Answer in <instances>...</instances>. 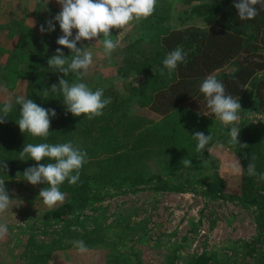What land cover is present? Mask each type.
<instances>
[{
  "label": "trees",
  "instance_id": "obj_1",
  "mask_svg": "<svg viewBox=\"0 0 264 264\" xmlns=\"http://www.w3.org/2000/svg\"><path fill=\"white\" fill-rule=\"evenodd\" d=\"M235 2L238 0H158L155 13L138 22L148 35L119 46L111 58L115 70L87 84L93 90L104 89L105 98L111 97L104 114L92 120L66 114L62 93L50 91L60 78L76 82L74 73L64 77L47 63L57 48L65 56L72 54L56 43L63 33L54 17L62 8L38 0L30 15L5 25L15 38L8 50V60L15 64L7 66L20 65L17 73L27 81L24 98L57 113L50 116L47 139L33 137L22 133L16 122L21 107L16 97L0 101V109L7 101L13 105L5 123L0 124V161L7 164L6 169L0 165V178L5 180L6 190L28 182L24 171L38 166L27 156L26 161L19 160V152L28 143L72 142L88 154L77 184L65 181L60 186L66 200L36 219L43 238L32 229L22 248L25 264H52L57 253L81 254L69 242L72 240H83L88 249L101 250L105 264H144L142 249L137 247L150 239L149 219L132 221L133 215L122 210L107 216L108 209L100 203L114 195L146 189L238 201L252 212L256 224L251 239L205 247L201 253H183V241L166 242L162 264H264V179L260 178L264 175V122L253 123L249 118L251 112L264 115V8L257 5L255 19L241 21ZM176 3L184 4L185 9L176 11ZM48 20L53 21L55 31L38 33L41 25L47 29ZM112 35L114 40L118 38L117 29ZM100 39L102 42V34ZM177 47L187 53L185 62L171 75L166 69L160 75L164 58ZM228 67L233 70L227 71ZM208 75H215L226 94L240 101L239 126L249 129L244 164L246 168L250 162L256 165L258 175L253 177L257 186H245L241 197L225 193L224 179L209 153L211 144L224 136V127L200 92ZM138 76L142 79L136 83ZM137 106L149 108L158 117L137 113ZM197 131L212 137L200 153L191 136ZM184 158L192 162L190 166H183ZM50 162L54 161L45 158L40 163ZM37 186L40 190L48 187L46 183ZM130 241L135 245L129 247Z\"/></svg>",
  "mask_w": 264,
  "mask_h": 264
},
{
  "label": "rangeland",
  "instance_id": "obj_2",
  "mask_svg": "<svg viewBox=\"0 0 264 264\" xmlns=\"http://www.w3.org/2000/svg\"><path fill=\"white\" fill-rule=\"evenodd\" d=\"M37 1L0 0L1 102L17 96H24L27 86L26 79L17 73L20 65L7 66L9 63L15 64L14 60H8V50L11 49L15 38L11 36L5 25L12 19H22L30 15L32 8L36 7ZM46 1L62 7L57 3V0ZM185 7L181 3L175 5L176 11H182ZM38 31L40 33V30ZM117 32L120 40L119 46H123L140 36L148 35V32L143 30L138 22H133L125 30L117 29ZM75 34L76 31L73 30V35L75 36ZM96 42L95 40L78 42L79 48H85L93 53V64L82 79V82L91 85L97 82L100 75L109 74L115 70L112 56L111 58L106 56L102 42ZM231 70L233 67H228L227 71ZM141 79L142 77L138 76L135 82L137 83ZM136 112L154 118L158 117L147 107L137 106ZM205 115L209 117L207 113ZM249 118L253 123L264 122V115L260 113L251 112ZM220 124L224 127L223 130L220 129L224 136L211 144L209 153L224 179L225 193L241 197L245 186L251 185L255 189L257 181L253 176L248 175L244 164L247 148L230 144L228 133L231 125L226 126L221 121ZM239 124L240 120L237 124L241 129L239 141L241 144L248 145L249 129L247 127L242 128ZM237 163L241 166L238 173L232 168V165ZM7 192L12 204L6 212L0 214V224H6L8 227L7 235L0 239V264H25L27 260L22 255V248L32 229L37 233L39 239L43 238V232L39 230L41 223L36 219L51 208L46 206L42 198L39 197V186L29 182L14 184L11 189H7ZM100 204L108 209L107 216L115 210H122L124 213L133 215L132 221H139L143 218L149 219L150 239L137 247L142 249L144 264H162V252L166 242L173 244L183 241V253L186 251L201 253L205 247L211 249L213 246H225L228 245L229 241L240 238L251 239L256 234V224L252 212L242 207L238 201L230 199L206 198L202 194L193 192L151 191L146 189L114 195ZM100 212L101 210L97 213ZM46 238H49V235H46ZM158 239L160 242L159 246L156 247ZM129 245L132 247L135 242L130 241ZM76 253L78 255L72 256V254L71 257L66 253H57L51 263L105 264L104 256L99 249H88L85 254H79L77 251Z\"/></svg>",
  "mask_w": 264,
  "mask_h": 264
},
{
  "label": "clouds",
  "instance_id": "obj_3",
  "mask_svg": "<svg viewBox=\"0 0 264 264\" xmlns=\"http://www.w3.org/2000/svg\"><path fill=\"white\" fill-rule=\"evenodd\" d=\"M62 6V10L54 17L59 22V27L63 33L56 43L66 47L71 51V56H65L61 48L56 49V54L48 59L47 63L53 72L63 73L64 77L69 73H74L76 82L69 83L65 78L59 79V85L53 84L50 91L53 93H62L66 114L70 112L76 117L85 116L92 120L104 114V109L111 103V97H104V89L97 88L93 90L86 83L81 82L87 74L88 69L93 64V53L85 48L77 47V43L82 40L91 41L96 39L100 42V36L103 35L102 44L104 54L111 58L119 45V38L113 39L112 30H125L133 22H139L151 17L157 7L158 0H57ZM257 5L264 8V0H238L234 7L238 10V17L241 21L252 20L259 14ZM47 29L44 25L40 26V31H55V25L52 20H48ZM73 29L77 32L73 37ZM96 42V43H97ZM187 53L177 47L168 53L163 60V68L160 75H164V70L171 75L180 63H184ZM155 73V69H152ZM200 92L204 94L207 100V107L224 124L231 125L230 140L232 145H239L241 148H247L248 145L241 144L239 141L240 128L237 126L240 120L241 103L226 94L225 86L215 75H208L200 85ZM48 95V90L44 91ZM16 104L20 105V118L16 121L22 133H29L33 137L47 139L50 133L51 117L57 115L55 109H46L38 105L32 99H25L24 96L16 97ZM13 105L10 101L4 103L0 109V124L5 123V118L12 111ZM192 139L197 141L196 151H204L211 141V135H205L197 131L191 135ZM37 162L38 166L27 168L23 175L32 185L46 183L48 187L42 188L39 197L49 208L55 207L65 201L66 194L60 190V186L65 181L70 185H75L80 179L81 169L88 162V154L80 146L72 142L50 144H26L19 152V160L26 161L25 157ZM47 158L46 165L40 163ZM181 163L188 167L191 161L184 158ZM4 169L7 164L0 161ZM232 168L237 173L240 172L239 163L233 164ZM249 176H257L256 165L249 163L247 165ZM264 179V175L260 176ZM12 200L9 198L5 188V180L0 178V214L6 212ZM8 233L6 224H0V239ZM81 253L88 252V247L83 240L69 241Z\"/></svg>",
  "mask_w": 264,
  "mask_h": 264
},
{
  "label": "crops",
  "instance_id": "obj_4",
  "mask_svg": "<svg viewBox=\"0 0 264 264\" xmlns=\"http://www.w3.org/2000/svg\"><path fill=\"white\" fill-rule=\"evenodd\" d=\"M57 7H58V6H57ZM59 8H62V7H59ZM32 10H33V8H32ZM32 10H31V11H32Z\"/></svg>",
  "mask_w": 264,
  "mask_h": 264
}]
</instances>
